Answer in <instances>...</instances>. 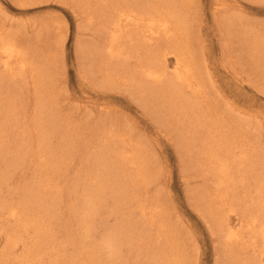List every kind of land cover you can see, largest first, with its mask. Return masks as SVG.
<instances>
[{
  "label": "rangeland",
  "instance_id": "rangeland-1",
  "mask_svg": "<svg viewBox=\"0 0 264 264\" xmlns=\"http://www.w3.org/2000/svg\"><path fill=\"white\" fill-rule=\"evenodd\" d=\"M221 3L228 8L223 16L214 19L212 10ZM186 13V53L193 62L202 105L214 118L212 122L233 137L228 146L237 145L233 155H223L229 164L226 176L204 168L201 155L189 152L181 142L183 127L174 126L180 125L179 120L171 119L166 112L164 116L155 112L152 103L132 90L127 80L104 83V66L84 49L96 34L82 3L0 0V29L13 36L29 60L20 74L14 65V76L4 74L0 67V75H5L0 82V102L9 100L14 104L9 131L3 139L14 143L21 138L33 149L37 139L34 128L40 120L47 133L57 127V132L48 134L52 153L65 151L67 172L61 170L51 182L62 193L52 216V227L59 228L61 222L67 227L56 233L63 251L57 255L59 261L71 258L80 247L96 253V259L90 257L88 263L79 254L78 263L86 264H237L242 257L252 255L251 251L264 256V244L258 242L253 247L246 237L247 226H241L230 212L236 209L238 218L243 217L237 203H248V193L244 192L247 188L254 187L251 195L264 201V0H189ZM251 33L252 52L248 37ZM42 66L46 72L44 81L36 78ZM48 90L53 94L59 117L56 124L48 118L51 113L38 110L39 99ZM66 128L68 134L62 131ZM109 133L116 136L114 142L119 141L113 146L127 151L128 162L132 161L129 169L135 166L134 162L144 165L141 168L146 169V179L137 180V193L136 187L133 189L135 199L138 197V203L130 206L135 224L122 229L121 243L113 240L107 245L104 238L114 234L125 213L115 211V203L107 195V219L105 210L100 209L90 217L91 227L85 233L73 213L74 207L70 208L76 204L67 198L74 192L82 193V184L87 180L86 164L94 167L92 157L99 152L101 138ZM218 136L224 138V146V134L217 133ZM245 153L253 159L256 172L236 167L238 163L241 166ZM196 159L202 167L193 165ZM39 162L38 154L32 151L26 161L10 170L0 199L17 207L22 205L23 192L37 173ZM92 173L95 178L96 168ZM77 201L81 205L80 198ZM218 212L229 223L237 222L234 230L239 234L238 241L229 239L226 228L217 224ZM46 214L42 213V218ZM6 229L18 231L23 241L7 250L0 237V251L6 250L2 258L6 262L0 259V264H18L17 258L26 254L23 242L33 230L21 228L17 219L3 209L0 231L4 233ZM69 234L72 235L68 239ZM131 234L134 247L129 244ZM243 236L244 242H240ZM157 249L163 254L154 261L150 257ZM50 259L54 260L37 251L34 261L27 264H53L55 261Z\"/></svg>",
  "mask_w": 264,
  "mask_h": 264
},
{
  "label": "bare ground",
  "instance_id": "bare-ground-1",
  "mask_svg": "<svg viewBox=\"0 0 264 264\" xmlns=\"http://www.w3.org/2000/svg\"><path fill=\"white\" fill-rule=\"evenodd\" d=\"M75 1L84 5L87 17L94 26L96 38L84 49L97 57L104 66L106 70V74H102L104 83L113 84L115 79L127 80L132 90L141 95L143 100L152 103L155 112L162 115L166 112L171 119L179 120L180 125L174 126L183 127L180 129L181 142L186 145L189 152L197 151L201 155L204 168H210L213 172H219V175L226 176L229 164H226L227 159L223 155H228L229 152H231L230 155H233L232 150L237 145L228 146L233 141V137H229L224 128L221 129L212 122L214 118L202 105L200 99L201 90L197 89L199 86L196 82L197 76L193 62L186 53L189 40V19L186 17V10L189 0ZM227 8L228 5L224 3H221L219 7H214L212 17L216 19L223 16ZM4 33L0 29V67L4 74L14 76V65H17L16 73L20 74V71L27 68L29 60L26 59L13 36ZM248 37L252 52L254 50L252 33ZM4 74L0 75V82L4 78ZM45 77V68L42 66L36 78L44 81ZM48 91L43 93L42 99H39L41 106L38 110L51 113L48 118L56 124L59 117L55 110V100L52 92ZM45 108L47 110H44ZM12 115H14V104L9 100L0 102V197L3 185L7 184L10 170L26 161L32 151L38 154L40 160L37 173L31 177L28 182L30 186L23 192L22 205L17 207L13 202H4L0 199V217L1 210L6 209L9 216L17 219L21 228L33 230L31 234H28V240L23 242L26 243V254L20 258L16 256L18 264L34 261L37 251L52 257L54 260H50L55 261L53 264H86L84 261L78 263L79 254L84 255L87 263L90 257L96 259V253L90 251L88 247H80L77 254L64 262L59 261L57 255L63 251L59 246L61 241L57 240L56 233L60 229H67V227L63 222L59 223V228L52 227L54 223L52 216L56 214V207L61 202L62 193L51 182L61 170L67 172L68 168L64 167L63 159L65 151H61L57 155L52 153L48 134L57 132V127L47 133L40 120L34 128V131H37V139L33 149L28 141L21 138H18L14 143L4 140L3 137L9 131L7 125ZM62 131L68 134L67 128ZM217 133L224 134V146V138L216 137ZM114 137L116 136L109 133L101 138L99 152L95 158L92 157L94 167L86 164L85 179L87 180H84V184H82V193L79 195L74 192V196L71 197L68 194L67 198L68 201L71 200L76 204L71 205L70 208L74 207L73 213L78 224L80 223V226L84 227L85 233L91 227L89 225L90 217L100 209L105 210L107 215H104L107 219L109 215L106 203L107 195L113 199L115 211L125 213V218H121L117 223L119 227L114 228V234H108L104 238V244L107 245L113 240L121 243L123 239L120 235H124L122 229L135 224L132 220L130 206L134 202L138 203V197L135 199L133 189L136 187L135 193H137V183L146 179V169L141 168L144 165H138L133 161L135 166L128 168V164L132 161L128 162L130 157L127 158V151L123 147H116L119 141L114 142ZM196 142L200 143L199 146ZM115 144L116 146H113ZM109 153L112 154L109 155ZM105 157L106 159H104ZM112 162H116V164H112ZM192 163L197 168L202 167L197 163V159ZM252 163L253 159L245 153L241 159V166L238 163L236 167L250 170L249 172L257 171ZM95 168L97 174L95 178H92V171ZM239 185L243 186V183ZM59 188L61 187L59 186ZM252 190L254 187L244 190L245 193H248L246 195L248 203H243L241 200L237 203L243 217L238 218L236 209H231L230 212L241 226L242 223L247 226L246 237L252 246L256 247L258 242L264 244V201L260 197L255 199L251 195ZM77 198H80L81 205ZM44 212L47 214L42 218L45 215H42ZM217 214L219 215L217 224L226 228L229 239L236 241L239 237L237 231L234 230L237 222L229 223L228 218L221 217L219 212ZM244 225L243 227H245ZM23 233L27 234L28 232ZM71 235H68V239ZM0 237H3V244L7 245V250L11 249L16 242L23 241L22 235L18 231L9 232V229L4 230V233L0 231ZM243 238L244 236L241 237L240 242H244ZM128 239L132 242L126 241V243L134 247L133 235L131 234ZM101 247L102 245L98 249ZM160 250L157 249L150 258L159 261L163 254H159ZM5 252V249L0 251V259L3 258ZM251 253L252 255L249 254L248 257H242L237 264H264V256L261 258L252 251ZM63 258H67V255H64ZM5 262L6 259H2V263Z\"/></svg>",
  "mask_w": 264,
  "mask_h": 264
}]
</instances>
